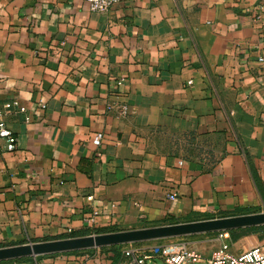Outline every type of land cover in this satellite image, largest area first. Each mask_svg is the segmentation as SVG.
Segmentation results:
<instances>
[{"label": "crops", "instance_id": "1", "mask_svg": "<svg viewBox=\"0 0 264 264\" xmlns=\"http://www.w3.org/2000/svg\"><path fill=\"white\" fill-rule=\"evenodd\" d=\"M263 54L264 0H0V110L26 107L4 115L0 248L264 212ZM154 241L0 264H127ZM209 241L240 254L264 230Z\"/></svg>", "mask_w": 264, "mask_h": 264}, {"label": "water", "instance_id": "2", "mask_svg": "<svg viewBox=\"0 0 264 264\" xmlns=\"http://www.w3.org/2000/svg\"><path fill=\"white\" fill-rule=\"evenodd\" d=\"M264 226V212L94 234L0 248V262L41 255L120 246L174 237L229 232Z\"/></svg>", "mask_w": 264, "mask_h": 264}, {"label": "built area", "instance_id": "3", "mask_svg": "<svg viewBox=\"0 0 264 264\" xmlns=\"http://www.w3.org/2000/svg\"><path fill=\"white\" fill-rule=\"evenodd\" d=\"M90 10L94 12H108L121 0H84ZM264 62V54L260 57ZM191 83V82H190ZM16 108L20 112H26V107L20 106L19 102H8L0 110V138L5 139L8 143V149L14 150L16 147V138L12 130L7 126L4 115L10 109ZM120 113L125 116L128 112L127 106L120 107ZM27 121L30 117H27ZM103 139L102 133H96L93 140L100 145ZM89 200L92 197L88 198ZM171 200L177 199V194L170 195ZM228 233L219 234L220 238L228 237ZM128 259L127 264H146L148 260L154 258L162 259L166 264H200L204 261L207 264H264V243L256 245L240 254L230 252V246L220 241L219 245L212 250L208 258L203 253L192 247L189 242H176L165 245H155L153 247H132L124 251Z\"/></svg>", "mask_w": 264, "mask_h": 264}, {"label": "trees", "instance_id": "4", "mask_svg": "<svg viewBox=\"0 0 264 264\" xmlns=\"http://www.w3.org/2000/svg\"><path fill=\"white\" fill-rule=\"evenodd\" d=\"M239 215H245V214H243V213L242 214L241 213L240 214H237V216H239ZM228 217H230V216H228ZM262 230H264V226H262V227L246 228V229H241V230H234V231H229L227 233L229 234L230 238L233 241H237L241 237H243L245 235H248L249 233L250 234L257 233V232H260ZM117 231L118 230H108V229H103V230H90V229H86V230H81V231H74V232H72L70 234V236L68 238H72V237H82V236H89V235H94V234L110 233V232H117ZM222 233H226V232L210 233V234H207V235H219V234H222ZM66 238L65 237H60V238H56L54 240H57V239H66ZM41 241H49V239L47 238V239H43V240H40V239L34 240V242H41ZM120 247H121V245L120 246H112V247H103L101 249H103V250L110 249V250L116 251ZM75 252H78V251H75ZM18 260H22V259H18ZM15 261H17V260H15Z\"/></svg>", "mask_w": 264, "mask_h": 264}, {"label": "rangeland", "instance_id": "5", "mask_svg": "<svg viewBox=\"0 0 264 264\" xmlns=\"http://www.w3.org/2000/svg\"><path fill=\"white\" fill-rule=\"evenodd\" d=\"M215 236L216 235L202 234V235H194V236L174 237L170 239L155 240L154 243L158 245H165L169 243L184 242V240H186L185 242H189L192 246H194V249L198 246L199 247L198 250H201V252L203 251L202 253L204 254V256L208 257L212 252V250L214 249L216 242L218 241H209L203 244L202 242H200V240H205L208 237L212 239ZM162 264H166V263L163 262Z\"/></svg>", "mask_w": 264, "mask_h": 264}]
</instances>
